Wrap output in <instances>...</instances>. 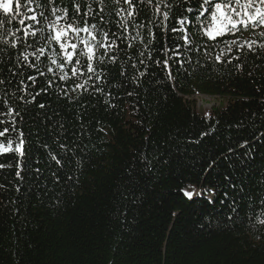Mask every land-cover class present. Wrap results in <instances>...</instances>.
<instances>
[{
    "label": "trees",
    "instance_id": "1",
    "mask_svg": "<svg viewBox=\"0 0 264 264\" xmlns=\"http://www.w3.org/2000/svg\"><path fill=\"white\" fill-rule=\"evenodd\" d=\"M166 2L175 5L167 21L157 15L156 0L137 2L133 19L144 27L130 24L128 32L135 37L139 31L143 40H131V47L115 15L128 7L122 0L120 5L105 0L102 24L92 13L88 23L116 40L110 50L115 62L94 61L98 80L89 79L86 57L78 51L63 70L69 78L61 81L63 72L51 63L62 62L55 42L36 60L31 53L42 46L40 38L16 32L23 17L13 7L15 21L0 28V79L5 81L0 113H7L5 100L16 109L25 154L0 155L5 165L0 168V264H264V49L237 50L248 39L264 42L259 35L264 27L237 25L215 40L201 33L189 48L184 33L172 29H180L178 21L186 17L191 37L199 27L202 0ZM74 3H80L76 19L82 27L87 3L55 0L54 6L67 8L71 22ZM91 7L98 10L95 3ZM189 7L194 11H185ZM236 7L241 17L233 14V19H240L243 12ZM213 10L214 5L201 17L205 24L212 22ZM21 12L27 9L22 6ZM16 37L22 42L12 48ZM232 40L237 45L217 63L215 56ZM177 45L185 62L169 60L170 77L157 61L172 56ZM21 53L28 54L27 62ZM97 55L103 56V49ZM73 66L83 75L73 77ZM76 84L83 88L72 91ZM195 94L223 98L225 106L208 117L191 100ZM33 95L35 102L27 103ZM3 127L10 128L7 138H0L6 146L16 133L8 123Z\"/></svg>",
    "mask_w": 264,
    "mask_h": 264
},
{
    "label": "snow or ice",
    "instance_id": "2",
    "mask_svg": "<svg viewBox=\"0 0 264 264\" xmlns=\"http://www.w3.org/2000/svg\"><path fill=\"white\" fill-rule=\"evenodd\" d=\"M83 3H87L88 7L87 10L83 13V26H80V21L76 19V17L81 16V6L80 3L73 4V12L74 16L71 22H68V9L67 8H60L56 7L55 0H25V3L22 5L21 0H15V5L13 4V0H0V10L4 13V19L0 20V28H3L5 23H13L15 21V17L13 16V7L15 6V13L19 16H22L19 20V24L22 28H17L16 32H20L23 30V37H37L39 36L40 42L42 46L39 47L36 51L32 52L31 55L35 57L36 60L40 59V56L44 55L46 48L51 46L53 42H55L59 46V53L62 57V62L58 61L57 59H52L51 63L56 65L58 69L63 72V75L59 77L61 81L67 80L68 73L64 72V68L67 64H71L73 58L77 56L79 51L80 56L86 57L87 60V72L91 73L92 75L89 76V79H92V76H96V79H100V77L96 74V69L94 67V61H99L101 64L104 63L105 57L112 60L113 62L116 61V57L110 54V50L116 46V40L112 39L109 41V32L105 31L102 27L98 26L96 23L89 24L88 20L92 16V13L95 11L99 15V19L101 24L103 23V13L106 7L105 0H81ZM116 5L121 4V0H113ZM123 4L127 5V8L119 7V9L115 12V15L119 17L118 25L121 29L124 30L123 38L129 39V47H131V40H135L140 38L143 40L141 33L139 31L136 32L135 37H131V34L128 32L129 25L131 24L134 28L140 29L143 28V24H136L134 21V16L137 13V2L140 4L147 3L148 5H153V0H122ZM199 2V0H197ZM95 3L98 5V10L93 9L91 4ZM35 4V8L30 7V5ZM51 5L50 8L48 6ZM214 5V10L211 11V23L205 24L201 17L204 16V13L209 10V7ZM237 5H239L240 9L243 12V16L240 19H233V14L236 17H241V11L237 10ZM22 6L27 9L26 13L21 12ZM155 11L158 16L162 15L164 21L170 19V12L175 5H169L166 0H156ZM163 6L165 11H161V7ZM200 7L203 8V11L199 12V15L196 17V23L199 25L197 31L192 34L190 37L187 29L184 28L186 23H191L186 17L180 19L178 22L181 25L180 29H172L173 32L181 31L184 33L182 36V40L185 46L192 47L196 45L195 37L199 36L201 33L206 35L209 39L215 40L218 36L223 35L224 32H234L237 30V25H242L245 29L251 27L252 29L264 27V0H259V5H256V0H247L246 3L241 4L240 0H202V4ZM250 11L251 9H253ZM50 11L51 16L54 19H49V15L47 11ZM187 12L194 11L193 8L189 7L185 9ZM27 13H34L28 15ZM57 13H63L62 15H57ZM9 17H12L10 20ZM29 20L34 23L25 24V21ZM61 21H65V23H61ZM43 23V27L39 26ZM230 26V27H229ZM47 29L48 34L45 35V31ZM15 36V33H11ZM83 34V35H82ZM115 35V34H113ZM260 37H264V31L259 33ZM22 42L21 37H16V39L11 41L10 47L16 48L18 44ZM4 44H8L9 41L7 39H3ZM237 45V41L232 40L226 42V50L221 49L219 53L215 56V61L217 63L223 62L224 57H226L228 52L232 51L233 46ZM28 47H32V45H28ZM147 47V45H145ZM264 49V42H260L254 39L245 40L244 43L239 44L237 50L242 52L245 48L250 51H255L256 48ZM103 49L104 55L98 56L97 53ZM180 45L176 46V50H174L173 55L168 57V59H164L162 62L157 61L158 64L162 63L164 68L168 71L169 76L172 75V68L169 63V60H173L179 63L180 66H183L184 60L179 51ZM21 57L25 62L28 61V54L21 53ZM143 55V54H141ZM19 59V58H18ZM233 59L239 60L240 56H236ZM231 63L232 60L229 59L227 61ZM142 63V61H141ZM76 65L81 64V60L79 58L75 61ZM31 68H36L37 65L34 63H29L27 65ZM135 67V66H134ZM237 67H241V65H237ZM48 72H52L53 69L49 67L47 69ZM18 73H12L13 76L17 75ZM45 73L41 72L40 75L43 76ZM71 74L73 77L78 75H83V71L81 68L73 66L71 68ZM143 75V73H141ZM35 78L32 76L28 77V80H34ZM5 81L0 79V85L4 84ZM23 86V91L27 94V85L24 84V81L20 82ZM87 83V81L85 82ZM48 86L52 87L53 82L49 81ZM83 88V85L76 84L72 91L76 89ZM46 91V89H44ZM96 91H100L99 88ZM64 94L67 95V90H64ZM36 95H39L37 93ZM36 95H33L31 100L26 101L27 103H34L36 99ZM23 100V96L20 98ZM5 106L7 107V113H0V116L6 115L8 120L5 121L0 119V125L5 123L10 124L11 131L16 133V140L15 142L11 139H7V145L0 143V155L7 154L9 152H15L20 157H23L24 146H25V136L23 131L17 128V121L16 116L18 113L16 109L11 107L10 104L5 100ZM41 108H44L45 105L41 104ZM10 132L9 127H3L0 130V138H7ZM14 145V146H13ZM47 148V145H44ZM62 150L67 149V145H60ZM52 159L56 162L57 165L62 166V162L56 155H52ZM10 166V165H9ZM5 167V165L0 164V168ZM38 174L40 169L37 168L35 170ZM17 177L20 176V172L17 171ZM55 180L59 182L60 177L53 173ZM189 195H191L189 193Z\"/></svg>",
    "mask_w": 264,
    "mask_h": 264
},
{
    "label": "rangeland",
    "instance_id": "3",
    "mask_svg": "<svg viewBox=\"0 0 264 264\" xmlns=\"http://www.w3.org/2000/svg\"><path fill=\"white\" fill-rule=\"evenodd\" d=\"M191 100L194 104L201 108L206 116H211L212 110L216 109L220 106V104H224L226 100L223 98L215 97V96H206L203 94H195L191 97Z\"/></svg>",
    "mask_w": 264,
    "mask_h": 264
}]
</instances>
